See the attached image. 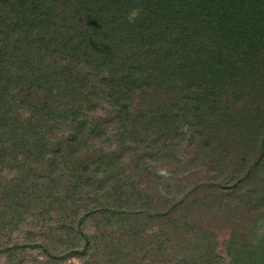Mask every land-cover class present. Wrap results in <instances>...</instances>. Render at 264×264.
Here are the masks:
<instances>
[{"label":"trees","instance_id":"obj_1","mask_svg":"<svg viewBox=\"0 0 264 264\" xmlns=\"http://www.w3.org/2000/svg\"><path fill=\"white\" fill-rule=\"evenodd\" d=\"M132 7L142 13L129 24ZM263 52L264 0H0V181L10 175L0 182V228H16L31 205L54 201L61 217L52 232L65 244L61 254L45 249L54 264H142L153 246L140 241L147 217L128 215L116 242L103 229L130 207L142 208L148 194L124 184V152L148 170L154 159H167L162 137L192 130L191 137L225 141L221 133L234 113L221 94L242 83L237 77L260 71ZM246 120L238 123L253 132ZM242 181L235 198L247 195ZM162 190L177 193L170 185ZM81 193L95 201L75 222ZM258 199L264 208V195ZM92 212L106 218L86 232L83 217ZM257 219L241 240L238 231L230 238L232 248L242 247L237 264H264ZM164 221L156 264H195L168 241L194 249L202 236L188 221ZM206 245L200 264L212 258ZM138 247L143 251L134 258ZM71 258L81 263H66Z\"/></svg>","mask_w":264,"mask_h":264},{"label":"rangeland","instance_id":"obj_2","mask_svg":"<svg viewBox=\"0 0 264 264\" xmlns=\"http://www.w3.org/2000/svg\"><path fill=\"white\" fill-rule=\"evenodd\" d=\"M259 59L256 60L261 66L260 71L250 73L244 78L237 77L242 83L238 86L228 85L221 94V104L234 113L235 119L231 127L221 133L225 141L211 137L207 142L204 136L199 139V133L191 137L192 130L164 142L162 137L160 146L166 147L164 154L167 159H154L148 170L141 167L142 164L136 161L137 157L135 158L136 155L131 150L127 149L124 152L125 161L123 159L121 165L125 173L124 184H127L128 190L131 187H139L148 194L142 200V208L130 207L128 214L122 215L124 219L106 220L103 229H106L108 238L111 239L121 232L122 225L126 227L130 224L131 221L122 222L128 215L138 214L141 220L147 217L142 223L149 229L140 241L143 242L142 246L147 244V240L153 246L152 250L146 251L147 258L142 264L157 263L159 257L156 250L157 240L161 237L162 223L167 216L190 222L189 225L193 224L202 236L201 239H196L192 247L194 249L181 248L175 240L168 241V248L176 251L179 256L187 253L189 260L191 258L197 260L195 264H200V253L206 249L207 243L211 244L207 252L212 258L204 264H237L233 258L236 254L242 253V247L234 249L230 246L229 241L233 233L235 231L241 233L238 234L241 240L244 234L249 233L251 222L254 223L257 218L258 232L263 231L264 208L261 206L263 203L257 201L264 195V52L260 54ZM248 67L250 68L249 65L245 66L244 73L248 71ZM135 101L138 103L139 99ZM238 116H241L242 120ZM245 118L250 123L247 129H252L253 132H244L243 127L238 123L239 120L242 124ZM205 134L202 132L201 135ZM115 143L112 142L110 147ZM132 146L136 147V145ZM140 146H148V144L142 143ZM162 172L166 175H161ZM170 176L171 182H167V177ZM6 177L0 182L6 184L8 179ZM238 180H243V187L239 189L243 194H247L242 195L241 198H235ZM165 185H170L177 193L173 194L171 191L162 195V188ZM86 196L83 193L75 195L79 202L74 217L75 222L86 212L87 204L95 201L92 194ZM214 201H216L215 205L206 206L207 202L212 204ZM54 203L52 201L41 207L31 205L26 218L22 219L16 228H0V264H54L48 258L45 249L61 254L65 246L52 232L61 217L58 216L61 209ZM41 208L47 211L43 217L38 213ZM163 210L164 213L167 212L166 216L157 215L158 211ZM83 218V229L92 232L98 224L102 226V219L106 217L101 216V213L92 212ZM177 236L182 238V233ZM119 239L113 238L111 241L116 242ZM198 243H203L202 250L199 249ZM116 245L117 243L114 246ZM118 245L120 246V243ZM142 251L138 247L132 256L135 258L141 255ZM99 259L102 258H95L98 261ZM70 260L81 263L76 258L67 259L66 263ZM55 264L60 263L57 261Z\"/></svg>","mask_w":264,"mask_h":264},{"label":"clouds","instance_id":"obj_3","mask_svg":"<svg viewBox=\"0 0 264 264\" xmlns=\"http://www.w3.org/2000/svg\"><path fill=\"white\" fill-rule=\"evenodd\" d=\"M142 9L140 7H132L130 8L125 16L126 21L129 24H134L136 23L139 18L141 17ZM161 175H166V173L162 172L160 173Z\"/></svg>","mask_w":264,"mask_h":264}]
</instances>
